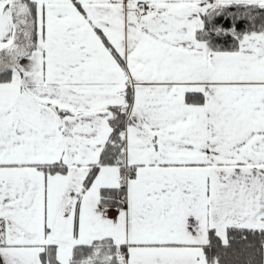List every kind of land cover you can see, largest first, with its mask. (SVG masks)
Wrapping results in <instances>:
<instances>
[{
  "label": "snow or ice",
  "instance_id": "obj_1",
  "mask_svg": "<svg viewBox=\"0 0 264 264\" xmlns=\"http://www.w3.org/2000/svg\"><path fill=\"white\" fill-rule=\"evenodd\" d=\"M0 264H264V0H0Z\"/></svg>",
  "mask_w": 264,
  "mask_h": 264
}]
</instances>
